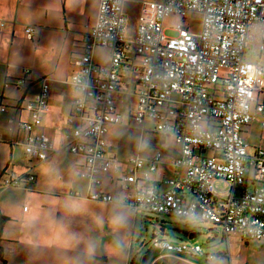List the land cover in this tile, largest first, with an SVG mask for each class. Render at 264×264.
Instances as JSON below:
<instances>
[{"label": "built area", "instance_id": "obj_1", "mask_svg": "<svg viewBox=\"0 0 264 264\" xmlns=\"http://www.w3.org/2000/svg\"><path fill=\"white\" fill-rule=\"evenodd\" d=\"M124 1L99 0L95 23L82 38L70 79L76 96L67 117L72 128L65 148L83 157L79 175L88 188H95L86 197L187 222L212 223L224 235L241 234L264 243V148L250 156L242 137L256 119L264 128V104L252 108L255 92L264 91V63L246 57L251 28L264 29V0H144L131 40ZM190 13L202 15L199 33L181 25L164 28L169 16L186 18ZM32 31L31 25L25 27L27 34ZM97 46L110 50L106 64L94 61ZM259 51L264 53V43ZM126 60L139 82L134 126L143 136H169L179 148L173 166L181 173L161 183L153 180L161 152L148 160L135 154L121 164L107 151L109 126L122 119L115 92ZM22 70L19 85H25L30 72L28 67ZM49 99L50 87L43 80L23 102L30 120L17 122L28 132L26 154L40 161L58 150L45 131L30 133L41 125ZM249 167L254 168L252 181L257 184L253 190L245 187ZM106 173L117 175L114 190L101 188ZM23 180L15 170H6L0 187H20ZM217 182L226 185L225 191H218ZM153 245L175 254L202 252L199 245L184 242L154 239Z\"/></svg>", "mask_w": 264, "mask_h": 264}, {"label": "crops", "instance_id": "obj_2", "mask_svg": "<svg viewBox=\"0 0 264 264\" xmlns=\"http://www.w3.org/2000/svg\"><path fill=\"white\" fill-rule=\"evenodd\" d=\"M129 1L132 9L136 8V11L139 9V14L141 4L136 7L132 4L133 0ZM98 5L99 0H0V175L4 170L13 169L18 174H33L35 177L33 180L25 179V187H0V213L8 218L3 226L4 240L1 242L6 264H71L67 257L59 260L55 258L56 248L76 249L80 246L81 253L85 255L92 257L96 254L97 258L105 261L110 259L111 247L106 248L100 244L96 250V246L90 248L94 241L80 245L78 240L71 243L74 238L69 230H66L65 225L59 222L60 220L81 222L86 217L85 211H88L86 208H90L91 212L88 211L87 215L92 214L93 217L91 228L99 231L104 221L106 223L118 221L120 217L118 213L110 211L106 220H102V211L107 212L120 204L95 201L86 197L88 191L95 188H88L87 181L79 175L84 162L83 157L70 153L65 148L66 135L72 128L67 122V117L72 112L76 96L70 79L77 69L75 61L82 52V38L95 23ZM125 11L127 13V8ZM28 25L33 27L31 34L25 32ZM259 29L261 27L257 26L250 30L246 57L253 62L264 63V53L261 55L259 51V45L264 43L263 40H258ZM46 53L55 57V61L48 59L49 55L46 57ZM109 57L108 48L97 46L93 51V59L99 64H106ZM24 63L31 66L23 65ZM61 64L67 70L66 76L62 78L53 76L61 71L59 68ZM129 64L126 60L121 67V80L115 92V102L119 110V104L124 102V94L131 91L136 94L139 87L136 71L131 70L133 68ZM45 66L49 67L47 71ZM23 67H28L30 72L25 74L27 79L25 85H19L17 80L24 74ZM133 76H136V84L131 87ZM43 80L50 87L49 110L41 125L33 126L30 133L45 131L55 141L58 150L40 161L26 154L28 132L20 128L17 122L30 120L23 102L32 97ZM6 88L10 94H7ZM12 88L17 91L16 96L11 94ZM135 104L136 99L130 102L132 108L128 112L132 125ZM256 104H264V91L255 92L253 109ZM1 105H4L5 109H1ZM120 112L121 122L110 125L109 129L115 125H122L124 113L121 110ZM11 118L14 119L12 122ZM108 132L106 134L108 154L119 163H126L127 158L135 154L148 160L158 151L162 153L163 158L153 175L155 182L161 183L163 179L181 173L173 166L179 148L175 143V147L173 145L165 147L166 138L171 137L147 133L145 136H154L150 138L149 143L156 144L155 150L150 148L143 150L141 146L129 150L112 142L113 139L108 137ZM242 136L248 145L250 156L254 155L258 148H264V128L259 119L245 127ZM116 177L117 175L106 173L102 178L101 188L104 191L114 190ZM253 178L254 168L249 167L245 186L249 190L257 186L253 183ZM75 192L79 194L76 195ZM25 205L26 209L23 208ZM191 236L195 237L196 234ZM223 237L226 238L228 249V253L223 254V257H226L229 264H233V261L235 264H264L263 241L251 240L241 234H223ZM153 249L159 250L155 245ZM114 250L118 253L116 248ZM162 251L170 252L165 249ZM170 253L165 257L184 264H199Z\"/></svg>", "mask_w": 264, "mask_h": 264}, {"label": "rangeland", "instance_id": "obj_3", "mask_svg": "<svg viewBox=\"0 0 264 264\" xmlns=\"http://www.w3.org/2000/svg\"><path fill=\"white\" fill-rule=\"evenodd\" d=\"M142 1L143 0H133L132 4L139 7ZM157 1L160 0H152V2ZM124 7L127 8L128 13L127 37L131 40L135 35L139 9L137 11L136 8L135 10L132 9L131 1L129 0L126 1V5ZM201 22V14L190 13L186 18L171 15L166 18L163 25L165 29H172L177 25L185 26L190 32H192V34H197L200 31ZM257 36L259 41H264V29H259L257 31ZM68 46H70V43ZM45 55L46 57L49 55L48 59H51L53 62L55 61V57H52L47 53ZM31 64L33 66V60L31 61ZM23 65L31 66L29 63H24ZM135 65H139L138 60H136ZM44 68L45 71H47L49 67L45 66ZM59 68L61 71L53 76L59 78L65 77L67 70H65L64 65H59ZM135 80L136 76H133V83L131 87L136 84ZM6 90L7 94H10L8 88H6ZM11 94L16 96L17 91L12 88ZM135 99L136 94L132 91L128 94H124V102L119 104L120 110L124 113L123 123L122 125H115L111 127L108 132V137L111 138V140L113 139L112 142L116 143L118 146H123L129 150L138 148V146H141L143 150H147L149 148L151 150H155L157 148L156 144L149 143L150 138L154 136H145L143 139L139 130L134 126V124L132 125L128 112L132 108L130 102H133ZM171 145L175 147L173 140L171 138H166L165 147ZM216 188L218 191L222 192L225 191L226 185L217 182ZM86 209L91 212L90 208ZM88 211H85L86 217L81 222L75 221L74 223H71L70 221L64 222L63 220H60L59 222L65 225L64 227L66 230H69L74 238L71 243L78 240V244L80 245L86 243L87 241H94L90 244V248L96 246V250L98 249L97 245L100 244L106 248L111 247L109 249V254L111 255L110 259L105 261L97 258L96 256L98 255L96 254H93L92 257L85 255L81 253L82 246H80L76 249L69 247L56 248L57 255L55 258L57 260L67 257L71 261V264H73V261H75L74 264H150V262L151 264H184L181 261L176 262L168 257L166 258L165 255L170 252L162 251L160 247L158 248L159 250L153 249V240L155 239L171 241L175 244L184 242L189 247L199 245L202 252L198 253L194 257L186 256V254H177V256L186 259V261H190L191 263L229 264L226 257H223V254L228 253L226 238L223 237L222 229L212 223H186L185 221H181L171 216L156 215L154 213L141 212V210L135 212L129 206L117 205L112 210L109 209L107 212H100L103 214L102 220H106L110 211L118 213L120 216L119 220H113L109 223L104 221L98 231L91 228L93 226V217L92 214L87 215ZM162 229L163 232H161ZM192 234H196V236L192 237ZM115 248L118 250V253H115ZM207 256H209V258ZM144 257H146L145 263H143ZM233 264H235V261H233Z\"/></svg>", "mask_w": 264, "mask_h": 264}, {"label": "trees", "instance_id": "obj_4", "mask_svg": "<svg viewBox=\"0 0 264 264\" xmlns=\"http://www.w3.org/2000/svg\"><path fill=\"white\" fill-rule=\"evenodd\" d=\"M4 172H5V170L3 171V173ZM2 174L0 175V177L2 176ZM22 175L24 176V180H25V179H28V176L31 175V174H22ZM24 180H23L22 184L20 185V187H23L24 186ZM7 220H8V218L6 216H4L3 214L0 213V260H1L2 264H6V260L4 258V253H3L2 246H1V242L4 240L2 238V230H3L4 224L6 223ZM185 222L186 223H189V222H187V220H185Z\"/></svg>", "mask_w": 264, "mask_h": 264}, {"label": "water", "instance_id": "obj_5", "mask_svg": "<svg viewBox=\"0 0 264 264\" xmlns=\"http://www.w3.org/2000/svg\"><path fill=\"white\" fill-rule=\"evenodd\" d=\"M184 221V220H181ZM161 232H163V229L161 230ZM146 257L143 258V263H145Z\"/></svg>", "mask_w": 264, "mask_h": 264}]
</instances>
